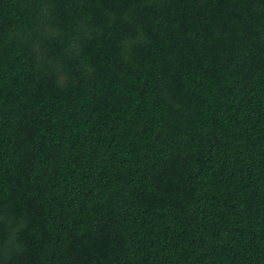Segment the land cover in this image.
I'll list each match as a JSON object with an SVG mask.
<instances>
[{
    "label": "trees",
    "instance_id": "obj_1",
    "mask_svg": "<svg viewBox=\"0 0 264 264\" xmlns=\"http://www.w3.org/2000/svg\"><path fill=\"white\" fill-rule=\"evenodd\" d=\"M0 264H264V0H0Z\"/></svg>",
    "mask_w": 264,
    "mask_h": 264
}]
</instances>
